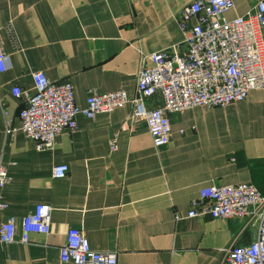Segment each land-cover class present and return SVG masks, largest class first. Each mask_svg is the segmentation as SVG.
Here are the masks:
<instances>
[{
    "label": "crops",
    "instance_id": "1",
    "mask_svg": "<svg viewBox=\"0 0 264 264\" xmlns=\"http://www.w3.org/2000/svg\"><path fill=\"white\" fill-rule=\"evenodd\" d=\"M190 0H0V36L9 54L0 70V101L15 127L7 137L0 108V163L10 181L0 186V222L16 216L15 240L0 241V264H59L69 227L90 247L117 251L119 264H219L230 244L258 232L247 216H188L190 200L211 183L253 182L264 192V89L224 105L168 112L171 136L156 147L145 118H131V102L59 130L52 147L37 149L19 128L17 83L34 89L32 72L68 79L85 105L92 91L125 89L137 95L143 55L181 42L177 11ZM227 17L256 0H233ZM11 26V31L6 26ZM16 37V41H15ZM264 44V26H262ZM162 101L155 93L146 107ZM116 137L115 148L110 140ZM67 172L52 175L55 164ZM38 202L51 206L49 233L20 239L23 215Z\"/></svg>",
    "mask_w": 264,
    "mask_h": 264
},
{
    "label": "built area",
    "instance_id": "2",
    "mask_svg": "<svg viewBox=\"0 0 264 264\" xmlns=\"http://www.w3.org/2000/svg\"><path fill=\"white\" fill-rule=\"evenodd\" d=\"M233 0H190L177 11L181 42L143 55L148 59L137 76V95L128 96L125 89L92 91L85 105L74 99L73 84L68 79H50L43 70L32 72L34 89L15 83L11 92L22 98L17 116L19 128L35 142L37 149L52 147L59 130L74 131L77 113L92 118L131 102V118H145L154 146L159 147L171 136L168 112L182 111L193 105H224L245 98L252 88L264 89V0H256L244 14L227 17L225 10ZM11 29L10 25L6 26ZM16 41V37H15ZM9 54L0 36V70H6ZM159 93L158 106L146 107L145 100ZM6 117L7 137L14 130L12 117ZM116 137L110 140L115 148ZM68 170L64 163L55 164L52 175L60 177ZM10 181L7 168L0 163V186ZM7 203L0 200V210ZM51 206L38 202L21 218L20 239L29 241V232L49 233ZM188 216L211 214L215 217L247 216L256 219L258 232L248 243L230 244L224 249L219 264H264V192L250 181L226 184L211 183L200 188L190 200ZM0 222V241L15 240L16 216L8 215ZM59 264H119L116 250L90 247L80 227H69L59 246Z\"/></svg>",
    "mask_w": 264,
    "mask_h": 264
}]
</instances>
